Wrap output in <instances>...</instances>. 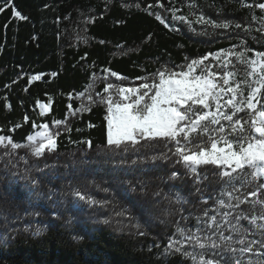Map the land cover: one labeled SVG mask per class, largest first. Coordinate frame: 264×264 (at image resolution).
I'll list each match as a JSON object with an SVG mask.
<instances>
[{
    "label": "trees",
    "instance_id": "trees-1",
    "mask_svg": "<svg viewBox=\"0 0 264 264\" xmlns=\"http://www.w3.org/2000/svg\"><path fill=\"white\" fill-rule=\"evenodd\" d=\"M259 2L264 0H10L6 6L0 0V134L25 144L27 135L43 130L34 124L47 123L50 131L60 132L57 150L39 158L27 148L10 156L0 148V264H190L180 254L165 255L164 248L170 238L182 239L178 224L203 227L197 218L217 206L223 188L219 169L201 168L207 178L196 184L175 157L150 159L167 150L162 141L126 153L106 147L105 106L78 93L94 83L98 101L94 93L102 92L106 81L93 82L91 74L103 77L105 67L139 85L137 77L163 67L178 70L186 56L230 48L238 38L264 51V39L255 43L240 29L205 28L172 18L176 8V15L189 20L203 14L245 26L253 9L241 5ZM14 11L27 19L19 20ZM31 75L42 79L30 81ZM37 101L51 104L44 118L38 116ZM81 105L89 110L80 111ZM53 119L65 124L57 128ZM89 139L90 148L83 143ZM173 172L177 179L170 178ZM256 187L253 183L243 191ZM76 190L99 203L79 200ZM240 210L249 216L260 213L259 206L249 204ZM121 211L125 214L117 215ZM241 223L253 229L248 221ZM37 228L44 230L34 236Z\"/></svg>",
    "mask_w": 264,
    "mask_h": 264
},
{
    "label": "snow or ice",
    "instance_id": "snow-or-ice-1",
    "mask_svg": "<svg viewBox=\"0 0 264 264\" xmlns=\"http://www.w3.org/2000/svg\"><path fill=\"white\" fill-rule=\"evenodd\" d=\"M5 5L10 6V0H5ZM241 6L253 9L252 20H259L261 27L257 30L264 32V15L259 18L254 15L255 9L264 14V2ZM194 7V4L189 5L190 9ZM176 12L177 9L173 8V19L188 21L190 25L195 23L205 28L225 30L242 27L240 23L233 25L227 20L213 21L203 14L189 20L188 16H178ZM13 15L19 20L27 19L20 11H14ZM155 18L165 24L160 15ZM245 31L251 33V28H245ZM251 51L242 41L240 45L210 51L196 58L186 56V62L177 66L178 70L163 67L150 75L137 77L141 81L138 86H125L128 76L105 67L101 69L103 77L95 72L91 74L93 82L101 78L106 81L103 91L94 93L99 97L98 101L93 98L94 83L86 85L87 91L78 93L81 98L87 96L90 103L105 106L106 147L126 153L137 150L138 146L152 147L153 142L162 141L167 150L152 155L150 159L155 162L175 157L174 163L180 164L196 184L207 178L201 176V168L214 166L219 169L216 175L223 181V188L216 200L217 206L205 209L197 218L203 227L193 230L178 224L176 233L182 239L170 238L164 248L165 255L180 254L190 264H264V51L249 56ZM233 59L247 66L243 78L232 70ZM217 67L223 71H217ZM51 75L55 77L57 73ZM41 79V75L30 77V81ZM37 103L39 115L43 116L50 105ZM87 110L84 105L80 106V111ZM241 113H246L247 118L241 117ZM24 120H28L27 115ZM52 122L57 128L65 124L59 119ZM20 126L19 123L15 125ZM38 127L43 130L27 135L25 144L0 134V148L6 150V156L22 147L37 158L46 152H55L60 132L50 131L47 123ZM65 130L71 132L70 128ZM83 143L89 148L92 146L90 139ZM21 159L27 163L26 158ZM136 163L132 161V164ZM170 178L177 179L178 173L173 172ZM33 183L39 184V180ZM253 183L257 185L256 189L245 193L243 189ZM74 194L89 204L99 203L79 190ZM202 202L208 203L207 200ZM242 204H249L253 209L259 206L260 213L249 216L242 210L237 211ZM210 212L215 214L209 215ZM124 214V211L117 213ZM244 220L252 225L253 231L244 227L241 223ZM43 230L37 228L33 235L38 236ZM185 243L187 247H182Z\"/></svg>",
    "mask_w": 264,
    "mask_h": 264
},
{
    "label": "rangeland",
    "instance_id": "rangeland-1",
    "mask_svg": "<svg viewBox=\"0 0 264 264\" xmlns=\"http://www.w3.org/2000/svg\"><path fill=\"white\" fill-rule=\"evenodd\" d=\"M256 12H257V10L254 11V15H255L256 17H258V18L261 17L262 15H264V14H262V13L259 14V13H256ZM238 23H240V24L242 25V27L240 28V30H242V32L247 33V34H249V35L251 36V38H250L251 41H254L255 43H257L258 41L264 39V32H261V31H258V30H257L258 28L261 27V24H260L259 20H257V21H253V20H251V22H249V23H248L247 25H245V26H244V24L241 23V22H238ZM233 25H234V24H233ZM233 27H234V26H233ZM233 27H232V28H233ZM249 27L251 28V33L245 31V28H249ZM234 28H235V27H234ZM235 29H236V28H235ZM228 30H231V28L228 29ZM260 37H263V38H260ZM242 41H245L246 44H247V46L250 47V48L252 49V51L249 53V56L254 55V53L256 52V50L253 49V48L251 47V45L249 44V42H248L245 38H238L237 43H235L233 46L240 45ZM233 46H231V47H233ZM206 63H207V62H206ZM233 65H234V67H233L232 70L238 72L240 78H243L244 75H245V73L248 71L247 66H246V65H242V64H240V63H239L238 61H236L235 59H233ZM216 70H217V71H220V72L223 71V69H221V68H219V67H217ZM111 80H112L113 82L119 83V81H116L115 78H111ZM124 83H125V86H138V85H135V84H131V83L127 82V81L124 82ZM43 103H46V102H43ZM48 104H49V103H48ZM49 105H50L49 108L45 111V114H44L43 116L39 115V104L37 105V108H36V109H37V112H38V116H39L40 118H44V117H46V116L51 112V104H49ZM239 115H240L241 117L247 118V114H246V113H241V114H239ZM36 128H38V125L36 126Z\"/></svg>",
    "mask_w": 264,
    "mask_h": 264
},
{
    "label": "built area",
    "instance_id": "built-area-1",
    "mask_svg": "<svg viewBox=\"0 0 264 264\" xmlns=\"http://www.w3.org/2000/svg\"><path fill=\"white\" fill-rule=\"evenodd\" d=\"M249 231L251 232V231H253V229H252V230H249ZM225 234L227 235L228 233L226 232ZM255 238H257V239H258L259 237H258V236H256Z\"/></svg>",
    "mask_w": 264,
    "mask_h": 264
}]
</instances>
